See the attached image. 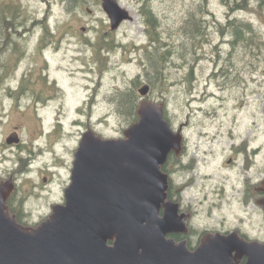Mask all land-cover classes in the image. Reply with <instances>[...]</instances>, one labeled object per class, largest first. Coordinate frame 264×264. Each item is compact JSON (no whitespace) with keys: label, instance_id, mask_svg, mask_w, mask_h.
Listing matches in <instances>:
<instances>
[{"label":"rangeland","instance_id":"374dc122","mask_svg":"<svg viewBox=\"0 0 264 264\" xmlns=\"http://www.w3.org/2000/svg\"><path fill=\"white\" fill-rule=\"evenodd\" d=\"M118 1L132 19L113 30L101 0L80 5L72 0H0L4 37L17 39L22 47L16 61L0 51V86L60 87L58 93L67 102L65 128L74 134L55 146L64 149L68 162L80 136L72 120L89 123L103 138H123L131 124L118 111L119 93L131 91L139 104L145 99L164 103L168 122L175 132H182L186 146L185 165L177 162L168 174L173 189H181V198L193 212V227L213 232L238 229L248 239L264 242V207L258 201L263 195L257 191L264 181V0H246L245 7L239 5L243 0ZM7 4L18 14L12 27L2 15L9 14ZM143 4L158 17V40L152 38ZM199 5L207 27L196 41L185 42L181 27ZM235 18L253 25L263 41L260 48L230 45V30L222 34L220 28ZM159 41L166 45L155 50ZM4 44L0 41V50ZM174 48V58L165 63ZM160 54L165 79L153 86V61ZM145 83L152 89L143 97L138 90ZM3 103L6 110L12 105L10 100ZM54 109L55 105L53 113ZM16 113L13 110L0 122V147L20 122ZM22 118L25 123L33 119L30 113ZM46 119L54 121L47 115ZM50 156L45 157L51 161ZM67 179L62 169L47 186L50 202L60 197ZM27 187L33 189L31 181ZM38 198L33 194L27 204L34 211L33 222L49 209L48 199Z\"/></svg>","mask_w":264,"mask_h":264},{"label":"water","instance_id":"95a60500","mask_svg":"<svg viewBox=\"0 0 264 264\" xmlns=\"http://www.w3.org/2000/svg\"><path fill=\"white\" fill-rule=\"evenodd\" d=\"M101 1L111 29L132 19L118 0ZM150 90L145 83L139 93ZM138 114L123 138L84 133L66 203L37 227L26 230L4 212L0 188V264H264V242L238 230L205 234L193 251L167 238L185 229L178 204L166 201L162 170L172 151L181 152L183 134L172 129L164 103L144 100ZM259 202L264 207V196Z\"/></svg>","mask_w":264,"mask_h":264},{"label":"flooded vegetation","instance_id":"af4514ba","mask_svg":"<svg viewBox=\"0 0 264 264\" xmlns=\"http://www.w3.org/2000/svg\"><path fill=\"white\" fill-rule=\"evenodd\" d=\"M5 23L3 21L0 28V34L3 35L0 37V41L5 42L4 48L0 51L8 54L11 60H20L22 47L15 38L6 37L5 39ZM5 67L7 66L5 65ZM3 68L4 64L0 61V70ZM58 89H60L58 86H0V90L7 92L5 96L1 95L0 92V107H2L0 110V122L4 123L5 117L8 118L13 110L17 112V115H20V122L14 125L13 129L4 136L0 147V188L4 187L7 193V198L4 202V212L26 230H31L40 223L50 219L54 212V207L66 203V189L72 182V171L77 150L84 133L91 130L89 123L71 121L72 124L77 123L79 125L77 133L80 136L77 138V147L69 154L68 162L64 149L57 150L55 146L64 136L74 134V131L67 133V129L65 128V121L68 116L67 109H65L67 102H65L64 96L63 98L60 97ZM5 100L7 102L9 100L12 101V105L8 107V110L4 107L3 102ZM53 105H55L54 113L52 110ZM28 113L32 115V118L35 120L34 122L33 119L29 120L28 123L24 122L25 120L22 117L27 116ZM46 115L53 118L54 121H48ZM185 147L183 138L181 152L176 153L172 151L169 154L166 163L163 165L165 171L162 166L164 172L169 173V171L174 170L175 168L172 169V165H175L177 162L185 165L182 154ZM47 154H50L49 158L52 157L53 160H48L45 157ZM171 162L175 163L171 164ZM62 169L67 171L68 179L59 192L60 197L50 202V192L46 190L47 186L54 181L55 176ZM27 181L32 182V190L30 187H27ZM173 188L174 184L169 174V188L167 190L166 201L172 200L178 204L179 215H184L183 222L185 229L180 232L169 233L167 234V238L173 239L176 243L185 242L188 249L193 251L200 245L205 234H215L218 231H202L194 228L191 224L193 212L181 198L179 192L181 189L175 187L174 190ZM36 189L40 190V192H35ZM257 191L264 195L263 184L257 187ZM33 194L37 195V198L38 196L40 198L45 197L49 201V209L41 215L38 219L39 222L32 221L34 211L27 207V204L30 203V196ZM164 211L165 208L161 207V215L164 214ZM222 233L228 232L224 231ZM239 233L243 234L240 231Z\"/></svg>","mask_w":264,"mask_h":264},{"label":"trees","instance_id":"16d2710c","mask_svg":"<svg viewBox=\"0 0 264 264\" xmlns=\"http://www.w3.org/2000/svg\"><path fill=\"white\" fill-rule=\"evenodd\" d=\"M72 1L75 5H80L82 4L84 0H72ZM203 2L205 3L206 0H203ZM238 4L239 3H237L236 5ZM239 5L245 7L247 5L246 0H243V2ZM7 6L8 4L5 5L4 8H6V13H7V9H10L9 14L7 13L4 15L3 14L4 12H3L2 15L4 19H7L9 20V22H11L10 24L12 27L14 24V21H16L18 18V14L15 11L16 9L13 10L11 6L10 7H7ZM203 6H205V4H203ZM203 6L199 5L195 9L190 10L188 18L185 21V24L181 27V30L186 35L185 42H188V41L194 42L200 36L204 34V30L207 27V24L205 25L204 19L200 17V13L203 10ZM4 8L2 9V11L4 10ZM141 9H142V14L146 17L147 23L149 24V26H151L150 28L154 30L155 37L153 36L152 38H154L155 40H158V37L160 34L158 30V27L160 26L158 17L156 16L153 9L147 6L146 4H143ZM237 20L238 19L236 18L235 20H228L227 26H222V28H220L222 34L227 32V30H230L231 37H232L230 41V45L235 49L237 46H239L240 48L242 47L246 48L249 46L250 48H256V47L260 48V41L262 40L257 35V32L255 28L253 27V25L250 22H247L243 19H239L238 21ZM247 33L249 34L248 36L246 35ZM164 45H166V43H162V41H159L157 43V47L155 48V50L163 47ZM175 49L176 48L172 49L167 54V61L165 63L170 62L174 58L173 55L175 53ZM195 53L197 54L196 51ZM158 58H156L153 61L155 64L154 65L155 71L153 73L154 75L153 78L150 80L153 86L158 82H163L165 79V75H163V69L165 68V66L162 64L161 54L158 56ZM147 72L149 71L147 70ZM117 99L119 100L118 111L123 115V117L128 121V123L133 124L137 122L139 120L138 107L140 104L137 102L135 94L132 93L131 91L130 92L123 91L117 95ZM166 110L167 109H165V117L167 120H169L166 114ZM164 168L165 167L163 166V170ZM242 235L248 239L246 234H242ZM244 263H245V259H242L239 262V264H244Z\"/></svg>","mask_w":264,"mask_h":264}]
</instances>
